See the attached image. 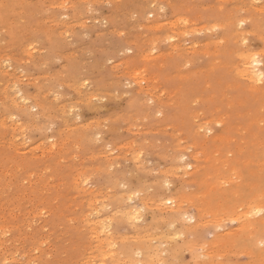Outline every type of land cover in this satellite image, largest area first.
<instances>
[{
    "label": "rangeland",
    "instance_id": "rangeland-1",
    "mask_svg": "<svg viewBox=\"0 0 264 264\" xmlns=\"http://www.w3.org/2000/svg\"><path fill=\"white\" fill-rule=\"evenodd\" d=\"M0 6V264H264V0Z\"/></svg>",
    "mask_w": 264,
    "mask_h": 264
},
{
    "label": "bare ground",
    "instance_id": "bare-ground-1",
    "mask_svg": "<svg viewBox=\"0 0 264 264\" xmlns=\"http://www.w3.org/2000/svg\"><path fill=\"white\" fill-rule=\"evenodd\" d=\"M83 1H84V0H83ZM91 1H92V0H91ZM114 1H115V0H114ZM151 1H152V0H151ZM11 2H12V1H11ZM15 2H16V1H15ZM65 2H66V1H65ZM67 2H68V0H67ZM234 2H235V1H234ZM231 3H232V2H231ZM3 4H4V2H3ZM12 4H13V3H12ZM53 4H54V2H53ZM65 4H66V3H65ZM9 5H11V4H9ZM170 5H171V4H170ZM1 6H2V5H1ZM1 6H0V7H1ZM54 6H55V5H54ZM63 6H64V5H63ZM63 6H62V7H63ZM222 6H223V5H222ZM259 6H260V5H259ZM203 7H204V6H203ZM257 7H258V6H257ZM1 8H2V7H1ZM6 8H7V6H6ZM186 8H187V7H186ZM252 8H253V7H252ZM147 9H148V8H147ZM3 10H4V9H3ZM261 11H262V10H261ZM78 12H79V11H78ZM1 13H2V12H1ZM232 13H233V12H232ZM129 15H130V14H129ZM165 15H166V14H165ZM143 16H144V15H143ZM161 16H162V15H161ZM158 17H159V16H158ZM235 18H236V17H235ZM252 18H253V17H252ZM176 19H177V18H176ZM241 19H242V18H241ZM243 20H244V19H243ZM170 21H171V20H170ZM172 21H173V20H172ZM174 21H175V20H174ZM51 22H52V21H51ZM224 22H225V21H224ZM52 23H53V22H52ZM58 23H59V22H58ZM60 23H61V22H60ZM78 23H79V22H78ZM174 23H175V22H174ZM176 23H177V24H178V23H182V24H180L182 27H183V25H184V26L186 25V27H187V25L191 24V23L189 22L188 19L183 18V17H179V18H178V21H177ZM193 23H194V22H193ZM230 23H231V22H230ZM226 24H227V23H226ZM76 25H77V24H76ZM81 25H82V24H81ZM140 25H141V24H140ZM172 25H174V24H172ZM180 25H178V26L180 27ZM176 26H177V25H176ZM176 26H174V27H176ZM178 26H177V28H178ZM118 27H119V26H118ZM158 27H159V26H158ZM190 27H191V26H190ZM239 27H240V26H239ZM177 28H176V30H177ZM184 28H185V27H184ZM210 28H211V27H210ZM246 28H247V27H246ZM173 29H175V28H173ZM178 29H180V28H178ZM65 30H66V29H65ZM205 30H206V29H205ZM158 31H159V30H158ZM177 31H178V30H177ZM57 32H58V31H57ZM63 32H64V31H63ZM86 32H87V31H86ZM129 32H130V31H129ZM210 32H211V31H210ZM61 33H62V32H61ZM101 33H102V32H101ZM156 33H157V32H156ZM174 33H175V32H174ZM178 33H179V32H178ZM232 33H233V32H232ZM243 33H244V32H243ZM249 33H250V31H249ZM169 34H170V33H169ZM118 35H119V34H118ZM212 35H213V34H212ZM245 35H246V34H245ZM247 35H248V34H247ZM179 36H180V35H179ZM223 37H224V36H223ZM133 38H135V37H133ZM254 38H255V37H254ZM178 39H179V38H178ZM248 39H249V38H248ZM161 40H162V39H161ZM176 40H177V39H176ZM225 40H226V39H225ZM163 41H164V39H163ZM234 41H235V40H234ZM224 42H226V41H224ZM245 42H246V41H245ZM173 43H174V42H173ZM188 43H189V42H188ZM174 44H175V43H174ZM180 44H181V43H180ZM27 45H28V44H27ZM177 45H178V44H177ZM251 45H252V44H251ZM192 46H193V45H192ZM197 46H198V45H197ZM207 46H208V45H207ZM207 46H206V47H207ZM80 48H82V47H80ZM242 48H243V47H242ZM82 49H83V48H82ZM100 49H101V48H100ZM103 49H104V48H103ZM192 49H194V48H192ZM195 49H196V48H195ZM173 50H174V49H173ZM74 51H75V49H74ZM145 51H146V50H145ZM199 51H200V50H199ZM214 51H215V50H214ZM241 52H242V51H241ZM243 52H244V51H243ZM261 52H262V51H261ZM59 53H60V52H59ZM210 53H211V52H209V54H210ZM221 53H222V52H221ZM172 54H173V53H172ZM253 54H254V53H253ZM66 55H67V54H66ZM141 55H142V54H141ZM236 55H237V54H236ZM241 55H242V54H241ZM239 56H240V55H239ZM30 57H31V56H30ZM240 57H241V56H240ZM242 57H243L244 62L246 63V67H245V66L243 67L244 72L246 73L247 76L249 75L248 77L251 78V82L253 81L254 83H258V82L262 81V80L264 79V71H263V69L260 67L261 65H260V64H259L260 66L258 65L259 60L251 59V56H249L248 53H244ZM255 57H256V56H255ZM6 58H7V57H6ZM122 58H123V57H122ZM252 58H253V57H252ZM149 59H150V58H149ZM255 59H256V58H255ZM182 61H183V60H182ZM185 61H186V60H185ZM193 61H194V60H193ZM240 61H241V60H240ZM228 62H229V61L227 60L226 65L228 64ZM260 62H261V61H260ZM229 63H230V62H229ZM239 63H240V62H239ZM241 63H242V62H241ZM245 63H243V64L245 65ZM117 64H118V63H117ZM219 64H220V63H219ZM229 65H230V64H229ZM121 66H122V65H121ZM124 66H125V65H124ZM217 66H218V65H217ZM224 66H225V65H224ZM230 66H231V65H230ZM220 67H221V66H220ZM222 67H223V66H222ZM235 67H236V66H235ZM118 68H119V67H118ZM228 68H229V67H228ZM147 69H148V68H147ZM147 69H146V70H147ZM243 69H242V70H243ZM214 70H215V69H214ZM226 70H227V68H226ZM226 70H225V71H226ZM233 70H234V68H233ZM124 71H125V70H124ZM142 71H143V70H141V71L136 70V71H134L133 74H134V76L137 78V77L141 76ZM221 71H222V70H221ZM227 71H228V70H227ZM117 72H118V71H117ZM180 72H181V71H180ZM236 72H237V70H236ZM239 72H240V71H239ZM239 72H238V73H239ZM241 72H242V71H241ZM222 73H223V72H222ZM224 73H227V72H224ZM238 73H237V74H238ZM145 74H146V73H145ZM117 75H118V74H117ZM226 75H227V74H226ZM235 75H236V74H235ZM240 75L242 76L243 74H240ZM145 76H146V75H145ZM145 76L143 77V79H145ZM158 76H159V75H158ZM223 76H225V75H223ZM238 76H239V75H238ZM241 76H240V77H241ZM247 76H246V77H247ZM15 77H16V76H15ZM248 77H247V78H248ZM29 78H30V77H29ZM149 78L152 79V77H149ZM119 79H120V78H119ZM147 79H148V78H147ZM147 79H146V80H147ZM151 79H149V80H151ZM248 79H249V78H248ZM248 79H246V80H248ZM140 80H141V79H140ZM249 80H250V79H249ZM115 81H116V80H115ZM132 81H134V80H132ZM33 82H34V81H33ZM140 82H141V81H140ZM144 82H146V81H144ZM153 82H154V81H153ZM218 82H219V81H218ZM248 82H249V81H248ZM113 83H114V82H113ZM141 83H142V82H141ZM150 83H152V82H150ZM86 84H87V83H86ZM147 84H148V83L146 82V86H147V88H148V86H150V85H147ZM153 84L156 85L155 83H153ZM153 84H151V86H152V90H154L155 87H156L157 89L159 88V87H157V86L159 85L158 83H157L158 85L154 86V88H153ZM70 85L73 86V84H70ZM142 85H143V84H142ZM238 86H239V85H238ZM261 86H262V85H261ZM124 87H125V86H124ZM138 87H139V86H138ZM143 87H144V85H143ZM147 88H146V89H147ZM149 88H150V87H149ZM233 88H234V87H233ZM90 89H91V88H90ZM143 89H144V88H143ZM161 89H163V88H161ZM161 89H160V90H161ZM250 89H251V88H250ZM253 89H254V88H253ZM255 89H256V88H255ZM260 89H263V88H260ZM260 89H259V90H260ZM148 90H149V89H148ZM160 90H158V91H160ZM165 90H166V89H164V91H165ZM225 90H226V89H225ZM149 91H150V93L152 92L151 89H150ZM156 91H157V90H154L153 92H156ZM158 91H157V92H158ZM153 92H152V93H153ZM160 92H161V91H160ZM160 92H159V93H160ZM223 92H224V91H223ZM88 93H89V92H88ZM148 93H149V92H148ZM165 93H166V92H165ZM168 93H169V92H168ZM102 94H104V93H102ZM156 94H157V93H156ZM262 94H263V93H262ZM153 95H154V94H153ZM157 95L159 96V94H157ZM161 95H162V94H161ZM161 95H160V96H161ZM167 95L169 96V94H167ZM263 95H264V94H263ZM110 96H111V95H110ZM112 96H113V95H112ZM158 96H157V97H158ZM164 96H165V95H164ZM228 96H229V95H228ZM259 96H261V94H260ZM83 97H84V96H83ZM123 97H124V96H123ZM165 97H166V96H165ZM223 97H224V96H223ZM223 97H222V98H223ZM13 98H14V97H13ZM161 98H164V97L161 96ZM167 98H168V97H167ZM171 98H172V97H171ZM171 98H170V99H171ZM208 98H209V97H208ZM256 98H257V97H256ZM24 99H25V98H24ZM257 99H258V98H257ZM45 100H46V99H45ZM199 100H201V99H199ZM92 101H93V99H92ZM168 101H169V100H168ZM226 101H227V100H226ZM241 102H242V101H241ZM85 103H86V102H85ZM161 103H162V102H161ZM163 103H164V102H163ZM231 103H232V102H231ZM261 103H262V102H261ZM242 104H244V103H242ZM227 105H228V104H227ZM18 106H19V105H18ZM231 106H232V105H231ZM231 106H230V107H231ZM97 108H98V107H97ZM118 109H119V108H118ZM261 109H262V108H261ZM103 110H104V109H103ZM244 110H245V109H244ZM64 111H65V110H64ZM211 112H212V111H211ZM193 114H194V113H193ZM227 115H228V114H227ZM238 116H239V115H238ZM95 118H96V117H95ZM212 118H213V117H212ZM261 118H263V116H262ZM81 119H82V118H81ZM208 119H209V118H208ZM218 119H219V118H218ZM223 120H224V119H223ZM81 121H82V120H81ZM104 121H105V120L103 119V122H104ZM219 121H220V120H219ZM252 121H253V120H252ZM259 121H260V120H259ZM84 122H85V121H84ZM33 123H34V122H33ZM209 123H210V122H209ZM221 123H222V122L220 121V124H221ZM64 124H65V123H64ZM261 124H262V123H261ZM9 125H10V124H9ZM72 125H73V124H72ZM89 125H90V124H89ZM128 125H129V124H128ZM64 126H65V125H64ZM239 126H240V125H239ZM80 127H81V125H80ZM232 127H233V126H232ZM240 127H241V126H240ZM261 127H262V126H261ZM15 128H16V127H15ZM82 128H83V127H82ZM110 128H111V127H110ZM197 128H198V127H197ZM262 128H263V127H262ZM70 129H71V128H70ZM204 129H205V128H204ZM92 130H93V129H92ZM207 130H208V129H207ZM230 130H231V129H230ZM233 130H234V129H233ZM245 130H246V129H245ZM81 131H82V130H81ZM129 131H130V130H129ZM90 132H91V131H90ZM88 133H89V132H88ZM198 133H199V132H198ZM242 133H243V132H242ZM81 134H82V133H81ZM83 134H84V133H83ZM179 135H180V134H179ZM218 135H219V134H218ZM257 135H258V134H257ZM88 136H89V135H88ZM92 136H93V135H92ZM222 136H223V134H222ZM14 137H15V136H14ZM219 137H220V136H219ZM88 138H89V137H88ZM212 138H213V137H212ZM228 138H229V137H228ZM228 138H227V139H228ZM63 139H64V138H63ZM215 139H216V138H215ZM218 139H219V138H218ZM218 139H217V140H218ZM223 139H224V138H223ZM229 139H231V138H229ZM240 139H241V138H240ZM178 140H179V139H178ZM73 141H74V139H73ZM40 142H41V141H40ZM94 142H95V141H94ZM94 142H93V143H94ZM147 142H148V141H147ZM174 142H175V141H174ZM241 142H242V141H241ZM251 142H252V141H251ZM178 143H179V142H178ZM178 143H177V144H178ZM227 143H228V142H227ZM258 143H259V142H258ZM262 143H263V142H262ZM262 143H261L260 145H262ZM61 144H62V143H61ZM203 144H204V143H203ZM45 145H46V144H45ZM69 145H70V144H69ZM220 145H221V144H220ZM258 145H259V144H258ZM189 146H191V145H189ZM240 146L243 148L242 145H240ZM77 147H78V146H77ZM124 147H125V146H124ZM176 147H177V146H176ZM259 147H260V146H259ZM262 147L264 148V145H263ZM35 148H36V147H35ZM35 148H34V150H35ZM45 148H46V147H45ZM70 148H71V147H70ZM125 148H126V147H125ZM228 148H229V147H228ZM23 149H24V148H23ZM80 149H81V148H80ZM171 149H172V148H171ZM243 149H244V148H243ZM243 149L240 148L239 150H243ZM65 150H66V149H65ZM112 150H113V149H112ZM134 150H135V149H134ZM180 150H181V149H180ZM192 150H193V149H192ZM255 151H256V150H255ZM68 152H69V151H68ZM134 152H135V151H134ZM190 152H191V151H190ZM195 152H196V151H195ZM218 152H219V151H218ZM227 152H228V151H227ZM256 152H258V151H256ZM30 153H31V152H30ZM30 153H29V154H30ZM85 153H86V152H85ZM99 153H100V152H99ZM196 153H197V152H196ZM238 153H239V152H238ZM232 154H233V153H232ZM259 154H260V153H259ZM38 155H39V154H38ZM51 155H52V154H51ZM102 155H103V154H102ZM127 155H128V154H127ZM162 155H163V154H162ZM66 156H67V155H66ZM89 156H90V155H89ZM226 156H227V155H226ZM90 157H91V156H90ZM96 157H97V156H96ZM189 157H191V156H189ZM220 157H223V156H220ZM224 157H225V156H224ZM227 157H228V156H227ZM230 157H231V156H230ZM230 157H228V159H229ZM55 158H56V157H55ZM97 158H98V157H97ZM122 158H123V157H122ZM124 158H125V157H124ZM166 158H167V157H166ZM171 158H172V157H171ZM66 159H67V158H66ZM92 159H93V158H92ZM112 159H113V158H112ZM228 159H224V160H226L224 163L227 164V160H228ZM229 160H230V159H229ZM234 160H236V159H234ZM237 160H238V159H237ZM237 160H236V161H237ZM261 160H262V159H261ZM71 161H72V160H71ZM116 161H117V160H116ZM175 161H176V160H175ZM242 161H243V160H242ZM99 162H100V161H99ZM114 162H115V161H114ZM258 162H259V161H257V163H258ZM54 163H55V162H54ZM74 163H75V162H74ZM257 163H256V164H257ZM263 163H264V162H263ZM263 163H258V164H262V165H263ZM47 164H48V163H47ZM52 164H53V163H52ZM60 164H61V163H60ZM188 164H190V163H188ZM198 164H199V163H198ZM222 164H223V163H222ZM226 164H223V165H226ZM91 165H92V164H91ZM210 165H211V164H210ZM217 165H219V164L217 163ZM217 165H215V166H217ZM262 165H260V167H261ZM16 166H17V165H16ZM145 166H146V165H145ZM190 166H191V165H190ZM247 166H248V165H247ZM263 166H264V165H263ZM263 166H262V167H263ZM53 167H54V166H53ZM203 167H204V166H203ZM222 167H224V166H222ZM262 167H261V169H262ZM165 168H166V167H165ZM172 168H173V167H172ZM224 168H226V167H224ZM196 169H197V168H196ZM218 169H219V168H218ZM218 169H217V170H218ZM238 169H239V168H238ZM258 169H259V168H258ZM258 169H255V170H258ZM127 171H128V170H127ZM205 171H206V170H205ZM249 171H251V170H249ZM258 171H259V170H258ZM258 171H256V172H258ZM157 172H158V171H157ZM201 172H202V171H201ZM213 172H214V171H213ZM234 172H235V171H234ZM234 172H232V173H234ZM238 172H239V171H238ZM259 172H260V171H259ZM81 173H82V172H81ZM123 173H124V172H123ZM232 173H231V174H232ZM251 173H252V171H251ZM155 174H156V173H155ZM165 174H166V173H165ZM206 174H207V173H206ZM217 174H218V173H217ZM239 174H240V173H239ZM63 175H64V174H63ZM169 175H170V174H169ZM207 175H208V174H207ZM214 175H215V173H214ZM221 175L223 176L224 173L221 174ZM257 175H259V174H257ZM210 176H211V175H210ZM234 176H236V175H234ZM234 176H232V178H234ZM240 176H241V175H240ZM29 177H30V176H29ZM172 177H173V176H172ZM180 177H181V176H180ZM183 177H184V176H183ZM207 177H209V176H207ZM207 177H204V176H203V178H207ZM224 177H227L226 174H225ZM227 178H229V177H227ZM236 178H237V177H236ZM61 179H62V178H61ZM64 179H65V178H64ZM115 179H116V178H115ZM185 179H186V178H185ZM224 179H225V178H224ZM229 179H230V178H229ZM239 179H240V178H238V180H239ZM22 180H23V179H22ZM163 180H164V179H163ZM189 180H190V179H189ZM201 180H202V177H201ZM206 180H207V179H206ZM219 180H220V179H219ZM187 181H188V180H187ZM230 181H232V180L230 179ZM73 182H74V181H73ZM207 182L209 183V181H207ZM207 182H206V183H207ZM217 182H218V181H217ZM219 182H220V181H219ZM235 182H236V181H235ZM32 183H33V182H32ZM198 183H199V182H198ZM213 183H214V182H213ZM226 183H227V182H226ZM226 183H225V185H226ZM256 183H257V182H256ZM159 184H160V183H159ZM161 184H162V183H161ZM210 184H211V183H210ZM253 184H255V183H252V185H253ZM188 185H189V184H188ZM211 185H212V184H211ZM252 185H250V186L252 187ZM220 186H222V185H220ZM256 186H258V185H256ZM187 187H188V186H187ZM187 187H186V188H187ZM102 188H103V187H102ZM255 188H256V187H255ZM0 189H1V188H0ZM167 189H168V188H167ZM211 189H213V188H211ZM81 190H82V189H81ZM99 190H100V189H99ZM150 190H151V189H150ZM250 190H251V189H250ZM77 191H78V190H77ZM81 192H82V191H81ZM142 192H143V191H142ZM207 192H208V191H207ZM234 192H235V190H234ZM234 192H233V193H234ZM68 193H69V192H68ZM146 193H148V192H146ZM146 193H145V194H146ZM235 194H236V192H235ZM61 195H62V194H61ZM196 195H197V194H196ZM236 195H237V194H236ZM257 195H260V194H257ZM257 195H255V196H253V197H256ZM70 196H71V195H70ZM145 196H146V195H144V197H145ZM65 197H66V196H65ZM188 197H189V196H188ZM198 197H199V196H198ZM257 197H258V196H257ZM259 197H260V196H259ZM142 198H143V197H142ZM177 198H178V197H177ZM113 199H114V198H113ZM156 199H157V198H156ZM41 200H42V199H41ZM99 200H100V199H99ZM158 200H159V199H158ZM160 200H161V199H160ZM174 200H175V199H174ZM37 201H39V199H38ZM80 201H81V200H80ZM141 201H142V200H141ZM163 201H164L165 204H166V203H167V204H168V203H172V199H170V198H167L166 200H163ZM183 201H184V199H183V200H180V202H177L176 205L179 206L177 209H179V208L182 207V205H183ZM260 201H261V200H260ZM40 202H41V201H40ZM150 202H152V201H150ZM153 202H154V201H153ZM252 202H253V201H251V203H252ZM257 202H259V200H258ZM89 203H90V202H89ZM123 203H124V202H123ZM192 203H193V202H192ZM194 203H195V202H194ZM200 203H201V202H200ZM259 203H260V202H259ZM50 204H51V202H50ZM72 204H73V202H72ZM161 204H162V202H161ZM161 204H159V205H161ZM245 204H246V203H245ZM263 204H264V203H263ZM263 204H261V205H263ZM73 205H74V204H73ZM91 205H92V204H91ZM145 205H146V204H144V206H145ZM201 205H202V204H201ZM254 205H255V208H256V209H254V208H253V209L256 210V211H258V210H257V207H256V204H254ZM261 205H259V206H260V207H263V206H261ZM117 206H118V205H117ZM174 206H175V205H174ZM177 206H176V207H177ZM183 206H184V205H183ZM236 206H237V205H236ZM247 206H248V205H247ZM259 206H258V207H259ZM46 207H47V206H46ZM146 207H147V206H146ZM165 207H166V206H165ZM252 207H253V206H252ZM252 207H251V208H252ZM0 208H1V207H0ZM162 208H163V206H162ZM206 208H207V207H206ZM109 209H110V208H109ZM160 209H161V207H160ZM170 209H171V208H170ZM174 209H175V207H174ZM202 209H203V208H202ZM209 209H210V208H209ZM240 209H241V208H240ZM240 209H239V210H240ZM258 209H260V208H258ZM29 210H30V209H29ZM38 210H39V209H38ZM163 210H165V209L163 208ZM179 210H180V209H179ZM182 210H183V209H182ZM186 210H187V209H186ZM217 210H218V209H217ZM225 210H226V209H225ZM225 210H223V212H224ZM228 210H229V207H228ZM234 210H236V209L234 208ZM234 210H233V211H234ZM243 210H244V209H243ZM160 211H161V212H164V211H162V209H161ZM200 211H201V208H200ZM206 211L209 212L208 210H206ZM245 211H246V210H245ZM133 212H135V209H134L133 211L131 210V212H130V210H129V211H125L124 213H126V214L131 213V214H132ZM202 212H205V211H202ZM202 212H201V213H202ZM234 212H235V211H234ZM239 212H240V211H239ZM243 212H244V211H243ZM243 212H242V213H243ZM249 212H251V210H250ZM253 212H254V211H253ZM31 213H32V212H31ZM41 213H42V212H41ZM124 213H123V211L121 212V214H124ZM139 213H140V212H139ZM169 213H170V212H169ZM177 213H179V212H177ZM188 213H189V212H188ZM199 213H200V212H199ZM211 213H212V212H211ZM247 213H248V211H247ZM259 213H260V212H259ZM10 214H11V213H10ZM111 214H112V212H111ZM134 214H135V213H134ZM174 214H175V213H174ZM204 214H205V213H204ZM209 214H210V212H209ZM219 214H220V213H219ZM234 214H235V213H234ZM234 214H233V215H234ZM236 214L238 215V213H236ZM117 215H118V214H117ZM163 215H164V214H163ZM205 215H206V214H205ZM207 215H208V214H207ZM226 215H227V212H226ZM230 215H231V213H230ZM244 215H246V213H245ZM244 215H243V216H244ZM161 216H162V214H161ZM167 216H168V215H166L165 217H166V218H171V217H167ZM169 216H170V215H169ZM171 216H172V215H171ZM176 216H177V214H176ZM183 216H184V215H183ZM189 216H190V215H189ZM208 216H209V215H208ZM253 216H254V215H253ZM124 217H125V216H124ZM184 217H185V216H184ZM192 217H193V216H192ZM215 217H218V216H216V213H215ZM226 217H227V216H226ZM228 217H229V216H228ZM234 217H235V216H234ZM239 217H241V216H239ZM245 217H246V216H245ZM254 217H255V216H254ZM126 218H127V216H126ZM126 218H125V219H126ZM160 218H162V217H160ZM180 218H182V217H180ZM207 218H208V217H207ZM221 218H223V217H220V220H221ZM229 218H230V217H229ZM231 218H232V217H231ZM231 218H230V219H231ZM248 218H249V216H248ZM123 219H124V218H123ZM134 219H135V218H134ZM158 219H159V217H158ZM210 219L212 220L213 218H210ZM224 219H225V217H224ZM237 219H238V217H237ZM254 219H255V218H254ZM4 220H5V219H4ZM136 220H137V219H136ZM140 220H141V219H140ZM140 220H139V221H140ZM156 220H157V219H156ZM162 220H163V218H162ZM200 220H201V222L203 223L204 220H203V219H200ZM202 220H203V221H202ZM211 220H208V221H211ZM220 220L218 219V221H220ZM239 220H240V219H239ZM256 220H257V219H256ZM260 220H262V219H260ZM2 221H3V220H2ZM89 221H90V220H89ZM188 221H189V220H188ZM198 221H199V220H198ZM205 221H207V220H205ZM205 221H204V224H202V223L199 224V223H198V224L200 225V226H199V225H198V226H199L201 229H202L201 224H202V226H204V225L206 226V225H207V224H205ZM212 221H213V220H212ZM224 221H226V220H224ZM232 221H233V220H232ZM242 221H243V220H242ZM177 222H178V221H177ZM194 222H195V221H194ZM199 222H200V221H199ZM226 222H227V221H226ZM239 222H240V221H239ZM91 223H92V222H91ZM209 223H210V222H209ZM212 223H213V222H212ZM224 223H225V222H224ZM195 224H197V223L195 222ZM210 224H211V223H210ZM93 225H94V224H93ZM128 225H129V224H128ZM192 225H193V224H192ZM218 225H219V224H218ZM218 225H217V226H218ZM240 225H241V224H240ZM14 226H15V225H14ZM156 226H157V225H156ZM187 226H188V225H187ZM214 226H215V225H214ZM241 226H242V225H241ZM246 226H248V224H247ZM249 226H251V225H249ZM107 227H108V226H107ZM134 227H135V226H134ZM134 227H133V228H134ZM144 227H146V226H144ZM149 227H150V226H149ZM164 227H165V226H164ZM188 227H189V226H188ZM252 227H253V226H252ZM255 227H256V226H255ZM146 228H147V227H146ZM168 228H169V227H168ZM192 228H193V227H192ZM204 228H205V227H204ZM237 228H239V227L237 226ZM253 228H254V227H253ZM1 229H2V228H1ZM124 229H125V228H124ZM139 229H140V228H139ZM155 229H156V228H155ZM170 229H171V228H170ZM201 229H200V230H201ZM216 229H217V228H216ZM121 230H122V229H121ZM144 230H145V229H144ZM148 230H149V229H148ZM156 230H157V229H156ZM234 230H235V229H234ZM238 230H239V229H238ZM250 230H251V229H250ZM141 231H142V230H141ZM177 231H178V230H177ZM177 231H176V233H177ZM236 231H237V229H236ZM251 231H252V230H251ZM170 232H171V231H170ZM234 232H235V231H234ZM252 232H253V231H252ZM27 233H28V232H27ZM120 233H121V232H120ZM129 233H130V232H129ZM138 233H141V232L139 231ZM158 233H159V232H158ZM162 233H163V232H162ZM176 233H175V234H176ZM250 233H251V232H250ZM253 233H254V232H253ZM145 234H146V233H145ZM150 234H151V233H150ZM173 234H174V233H173ZM186 234H187V233H186ZM220 234H221V233H220ZM224 234H225V232H224ZM123 235H124V234H123ZM126 235H127V234H126ZM138 235H139V234H138ZM142 235H143V234H142ZM151 235H152V234H151ZM184 235H185V234H184ZM248 235H249V233H248ZM128 236H129V235H128ZM169 236H170V235H169ZM169 236H168V238H169ZM236 236H237V234H236ZM95 237H96V235H95ZM113 237H114V236H113ZM130 237H131V235H130ZM141 237H142V236H141ZM163 237H164V236H163ZM247 237H249V236H247ZM251 237H252V234H251ZM251 237H250V238H251ZM160 238H161V237H160ZM170 238H171V236H170ZM172 238H173V236H172ZM184 238H186V237H184ZM189 238H190V236H189ZM225 238H226V237H225ZM252 238H253V237H252ZM263 238H264V237H263ZM95 239H96V238H95ZM102 239H103V238H102ZM102 239H101V240H102ZM123 239H124V238H123ZM135 239H137V238H135ZM138 239H139V238H138ZM144 239H146V238H144ZM149 239H150V238H149ZM153 239H154V238H153ZM175 239H176V238H175ZM193 239H194V238H193ZM226 239H227V238H226ZM226 239H225V241H226ZM258 239H259V238H258ZM101 240H100V241H101ZM142 240H143V238H142ZM150 240H152V237H151ZM182 240H183V239H182ZM261 240H262V239H261ZM103 241H104V240H103ZM120 241H121V240H120ZM196 241H197V240H196ZM215 241H216V239H215ZM227 241H228V240H227ZM227 241H226V242H227ZM231 241H232V240H231ZM254 241H255V240H254ZM254 241H253V242H254ZM216 242H217V241H216ZM221 242H222V241H221ZM226 242H225V243H226ZM255 242H257V241H255ZM130 243H131V242H130ZM133 243H134V242H133ZM146 243H147V239H146ZM196 243H197V242H196ZM196 243H193V242H192V244H194V245H195ZM208 243H209V242H208ZM218 243H219V242H218ZM223 243H224V241H223ZM233 243H235V241H233ZM257 243H258V242H257ZM257 243H256V245H258ZM262 243H263V242H262ZM139 244L141 245L140 242H139ZM192 244H191V245H192ZM197 244H198V243H197ZM199 244H200V243H199ZM199 244H198V246H201V244H200V245H199ZM221 244H222V243H220V246H222ZM259 244H260V243H259ZM113 245H114V244H113ZM142 245H143V242H142ZM142 245H141V246H142ZM164 245H165V244H164ZM203 245H204V244H203ZM210 245H211V244H210ZM103 246H104V245H103ZM133 246H134V245H133ZM198 246H196V247H198ZM229 246L231 247V245H229ZM104 247H105V246H104ZM109 247H110V246H109ZM109 247H108V248H109ZM211 247H212V246H211ZM222 247H225V246H222ZM262 247H263V245H262ZM126 248H127V247H125L124 249L126 250ZM133 248H134V247H133ZM141 248H143V247H141ZM209 248H210V246H209ZM219 248H220V247H219ZM225 248H226V247H225ZM113 249H115V248H113ZM135 249H136V248H135ZM138 249H140V248H138ZM167 249H168V247L166 248V250H167ZM192 249H193V248H192ZM214 249H215V248H214ZM233 249H236V248H233ZM240 249H241V248H240ZM261 249H262V248H261ZM115 250H116V249H115ZM154 250H156L155 247H154ZM162 250H163V249H162ZM216 250H217V249H216ZM218 250H219V249H218ZM221 250H223V249H221ZM221 250H220V252H221ZM224 250H225V249H224ZM224 250H223V251H224ZM231 250H232V249H231ZM243 250H244V249H242V251H243ZM140 251H141V250H140ZM149 251H150V250H149ZM164 251H165V249H164ZM186 251H188V250H186ZM214 251H215V250H214ZM223 251H222V252H223ZM227 251H228V250H227ZM237 251H238V250H237ZM245 251H246V250H245ZM103 252H104V251H103ZM122 252H123V251H122ZM128 252H129V251H128ZM132 252H134V249H133ZM132 252H131V253H132ZM161 252H163V251H161ZM207 252H208V251H207ZM211 252H213V251H211ZM220 252H219V253H220ZM233 252H235V251H233ZM134 253H135V252H134ZM134 253H133V254H134ZM149 253H151V251H150ZM154 253H155V252H154ZM154 253H152V255H153ZM200 253H201V252H200ZM216 253H217V251H216ZM219 253H217V254H219ZM230 253H231V252H230ZM246 253H247V252H246ZM249 253H252V252H249ZM143 254H144V253H143ZM155 254H157V253H155ZM160 254H161V253H160ZM168 254H169V253H168ZM168 254H167V255H168ZM171 254H172V252H171ZM207 254H208V253H207ZM226 254H227V253H226ZM231 254H232V253H231ZM237 254H238V252H237ZM107 255H108V254H107ZM115 255H116V253H115ZM118 255L121 257V256L123 255V253H119V254H117V256H118ZM152 255H149V256H150V259H151V256H152ZM173 255H174V254H173ZM173 255H172V256H173ZM212 255H214V253H213ZM215 255H216V254H215ZM233 255H234V253H233ZM241 255H242V254H241ZM247 255H248V253H247ZM253 255H254V254H253ZM258 255H259V254H258ZM126 256H127V255H126ZM132 256H133V255H132ZM137 256H140V255H137ZM137 256H136V257H137ZM157 256H159V255H157ZM248 256H250V255H248ZM92 257H93V256H92ZM107 257H108V256H107ZM129 257H130V256H129ZM155 257H156V256H155ZM155 257H153L155 260L158 259V258H155ZM214 257H215V256H214ZM214 257H213V259H214ZM260 257H261V256H260ZM115 259H116V258H115ZM137 259H138V258H137ZM146 259H147V258H146ZM148 259H149V258H148ZM150 259H149V260H150ZM200 259H201V258H200ZM124 260H125V259H124ZM138 260H139V259H138ZM159 260H160V259H159ZM163 260H164V259H163ZM198 260H199V259H198ZM223 260H224V259H223ZM126 261H127V260H126ZM146 261H147V260H146ZM208 261H209V260H208ZM221 261H222V260H221ZM224 261H225V260H224ZM134 262H135V261H134ZM149 262H150V261H149ZM185 262H186V261H185ZM206 262H207V261H206ZM19 263H20V262H19ZM94 263H95V262H94ZM107 263H108V262H107ZM124 263H125V262H124ZM138 263H139V262H138ZM144 263H145V261H144L143 263H140V264H144ZM147 263H148V262H147ZM152 263H153V262H152ZM156 263H157V262H156ZM201 263H202V260H201ZM201 263H200V264H201ZM203 263H205V262H203ZM207 263H209V262H207ZM207 263H206V264H207ZM213 263H215L214 260H213ZM213 263H212V264H213ZM258 263H261V262H258ZM128 264H129V263H128ZM131 264H132V263H131ZM217 264H218V262H217ZM219 264H220V261H219ZM221 264H222V263H221ZM223 264H224V263H223ZM226 264H227V263H226Z\"/></svg>",
    "mask_w": 264,
    "mask_h": 264
}]
</instances>
